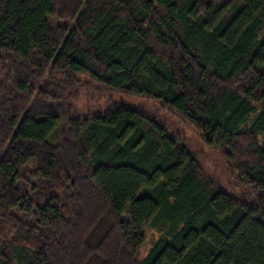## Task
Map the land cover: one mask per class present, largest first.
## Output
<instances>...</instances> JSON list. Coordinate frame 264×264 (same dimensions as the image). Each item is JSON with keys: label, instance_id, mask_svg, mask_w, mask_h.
Returning a JSON list of instances; mask_svg holds the SVG:
<instances>
[{"label": "trees", "instance_id": "trees-1", "mask_svg": "<svg viewBox=\"0 0 264 264\" xmlns=\"http://www.w3.org/2000/svg\"><path fill=\"white\" fill-rule=\"evenodd\" d=\"M0 264H264V0H0Z\"/></svg>", "mask_w": 264, "mask_h": 264}, {"label": "rangeland", "instance_id": "rangeland-1", "mask_svg": "<svg viewBox=\"0 0 264 264\" xmlns=\"http://www.w3.org/2000/svg\"><path fill=\"white\" fill-rule=\"evenodd\" d=\"M59 132H55L51 137H50V140L53 142V143H55L56 141H57V139H58V134ZM158 236V233H152L151 235H147L146 236V246L148 247L151 243H152V241L156 238Z\"/></svg>", "mask_w": 264, "mask_h": 264}]
</instances>
